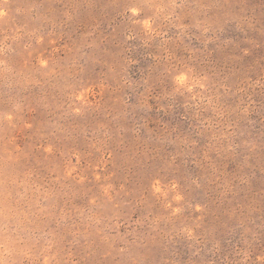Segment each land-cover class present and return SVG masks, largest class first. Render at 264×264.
<instances>
[{"label": "rangeland", "instance_id": "374dc122", "mask_svg": "<svg viewBox=\"0 0 264 264\" xmlns=\"http://www.w3.org/2000/svg\"><path fill=\"white\" fill-rule=\"evenodd\" d=\"M0 264H264V0H0Z\"/></svg>", "mask_w": 264, "mask_h": 264}]
</instances>
